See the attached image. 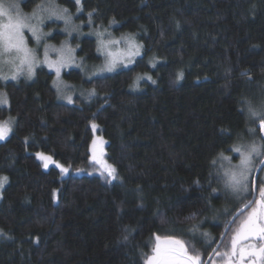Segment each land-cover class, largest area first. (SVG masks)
<instances>
[{
  "label": "trees",
  "instance_id": "obj_1",
  "mask_svg": "<svg viewBox=\"0 0 264 264\" xmlns=\"http://www.w3.org/2000/svg\"><path fill=\"white\" fill-rule=\"evenodd\" d=\"M42 1L23 0L22 7ZM54 1L73 14L81 7ZM81 11L78 20L117 23V34H134L143 53L105 76L65 72L96 91L70 104L59 100L46 68L33 80L1 86L9 105H0V121L15 122L0 141V176L8 177L0 196V229L7 234L0 264H144L154 234L178 236L173 232L222 204L220 154L239 145L250 127L260 139L247 108L264 93V0H82ZM74 42L89 63L102 61L95 38ZM138 75L145 78L133 88ZM96 135L117 180L109 182L91 159ZM40 152L69 171L45 169ZM250 198L209 225L214 241L197 250L204 258Z\"/></svg>",
  "mask_w": 264,
  "mask_h": 264
},
{
  "label": "snow or ice",
  "instance_id": "obj_2",
  "mask_svg": "<svg viewBox=\"0 0 264 264\" xmlns=\"http://www.w3.org/2000/svg\"><path fill=\"white\" fill-rule=\"evenodd\" d=\"M77 5H80L82 10V0H75ZM39 7V6H38ZM67 12V9H63L62 12L57 13L55 10L50 11V17L56 16L58 19H63L66 24L65 31H69L67 25L71 24V17L64 16L63 13ZM91 17V13L88 14ZM35 19L37 23H43V18L38 16L37 13H33L32 16L24 15L19 5L14 0H9L6 4L0 0V56L9 55L11 59L5 61L10 63L14 69L11 79L15 80L22 73L25 72L28 78H31L35 73V64L45 63L51 69H54L56 80L53 81L56 85L57 90H62L63 81L60 80L61 70L69 64L74 63L73 52L74 49L65 46L63 49H55L59 52L58 60H51L48 58L47 48L44 53V60L38 61L34 55L32 49L27 46V38L24 35L25 29L30 31L35 37L36 41L39 42L41 35L38 34L39 29L36 24L32 21ZM73 31L78 30V26H73ZM99 36H103V33H98ZM124 40L127 43V48L119 53L108 51L105 46V41L100 40L101 48L105 50L106 55L111 57L103 68L99 71H114L117 63L131 64L134 62V58L142 55V45L135 43L131 37H125ZM111 44H119V40L108 41ZM125 64V66H126ZM155 65L153 64V67ZM246 74V73H245ZM143 76H137V86ZM183 78V73L179 76ZM3 79L7 80V75L3 76ZM147 79L151 80V76ZM155 83V81H152ZM66 87V86H64ZM96 94L95 89H92L89 96ZM65 99L69 103L73 102L71 95H65ZM0 105L8 106L9 100L7 93H0ZM250 118H253L258 123L259 138L264 141V107L257 109L251 104L247 108ZM14 118L9 117L7 120L0 121V141L7 140L8 137L14 132ZM97 126L92 125L93 130ZM105 142L101 139L99 141L93 140L91 145V159L94 164L99 165L100 174L109 178V182L117 180V169L107 163L103 159L102 145ZM232 150L239 155V163L232 166V157L224 156L223 153L217 159L227 160L229 167H225L221 163V168L224 169L222 175L224 177L225 186L230 188L235 193L247 192L249 195L255 192L257 198L252 201H248L244 204V209H248L246 214L241 211V215L244 218L240 221L239 225L233 231L229 244L225 247L224 251H217L215 255L218 257V261H213L212 257H209L210 264H264V183L258 185L253 189V181H251V175L255 170L256 164L264 165V143H256L253 141L247 145H233ZM43 161V167L47 169L49 162H53L51 156H46L43 153L37 154ZM217 160H213L212 164H216ZM62 173H67L69 169L63 165H57ZM264 171V167L260 169ZM82 171V170H81ZM8 182L7 176H0V189L3 188L4 184ZM53 197H57V193L53 192ZM237 217H234L235 221ZM198 230L197 226H194L191 231L195 232ZM203 236L207 237V233H202ZM0 236L6 237L7 234L0 229ZM127 239V237H125ZM202 255L193 250L189 251L188 246L185 242L173 235L154 234V243L151 254H145L144 264H202Z\"/></svg>",
  "mask_w": 264,
  "mask_h": 264
},
{
  "label": "rangeland",
  "instance_id": "obj_3",
  "mask_svg": "<svg viewBox=\"0 0 264 264\" xmlns=\"http://www.w3.org/2000/svg\"><path fill=\"white\" fill-rule=\"evenodd\" d=\"M2 2L7 4L9 0H2ZM14 2L19 5V9L24 15L32 16V14L35 12L37 13L38 16L43 18V23L38 24L35 19H33L32 21V23L36 24L39 29L38 34L41 35V39L39 42L36 41L35 37L32 35L30 31H28L27 29H25L24 31V35L27 38V46L33 50L34 55L38 61L42 62L44 60V53H45L46 48L48 51V58L51 60L59 59V52L55 51V49H63L65 48L66 45L67 47L74 49V52L72 54L74 57V63L69 64L66 67H63L61 70L60 80L63 81L62 90L58 91L56 85H54L53 83V86L57 92L59 100L63 102L69 103L68 100L64 98L65 95H71L73 98V102L77 97H86V99H90V97H92V96H89V93L91 92L92 88L91 89L85 88L84 86L80 85L79 83L75 81L66 79L64 76L65 72L72 70V69L80 70L83 73L85 78L91 79L94 77H100V76L113 74L121 69H127L134 64V62L136 61L138 57L141 56L140 55V56L135 57L134 62L131 64H126V61L123 64L118 62L114 71L101 72L99 70L104 67L106 62L109 59H111V57L107 56L105 50L102 48L100 51H98V53L102 56V61L97 64H91L88 62V60H86L85 57L80 56L78 54L79 45L75 44L74 40L75 39L80 40L84 37H93L97 41V48H101L100 40L103 39L105 41V46L108 51L119 53L127 48V43L124 40L125 37H131L134 39L136 44L142 45L134 34H131V33L117 34L115 32V27L117 26V23H112L108 27H101V26H95L91 18L87 20H78L77 15L82 13L81 10H79L76 14H73L69 12L68 10L67 12L63 13L64 16L71 17V24L67 25V27L69 28V31H65L66 24L63 19H58L56 16L50 17L51 10H55L57 13H60L62 12L63 9H65L64 7L56 3V1L43 0L37 6H35L32 10H25L22 7L23 0H14ZM73 26H78V30L76 31L71 30ZM60 33L63 34V38L59 42L54 41L53 38L57 34H60ZM98 33H103V36L102 37L99 36ZM112 40H119L120 43L119 44L108 43V41H112ZM141 52L143 53V47L141 49ZM9 59H11V57L7 54L4 56H0V93H6V91L1 86L4 85L8 81H16L22 78L26 80H33L35 78L36 71L39 68H46L48 71L52 72L54 74L53 81L57 79L54 69L49 68L47 64L45 63H39V64L34 65L35 73L31 78H28L26 74V66H25V72H22L17 77V79L13 80L11 79V76H12L14 69L10 63L5 62ZM4 75H7L9 79L7 80L3 79ZM138 76H141V75H138ZM136 85H137V81L134 84L133 88H136ZM251 105L257 109L264 107V93H262L261 96L257 97L256 104L252 103ZM251 120L253 121L255 119L251 118ZM255 134H256L255 128L253 129V127H250V129H247L246 133H244V136L241 138L239 145L241 144L247 145V144L252 143L253 141H255L258 144L262 143L260 139L256 138ZM101 139L102 138L100 136L96 135L93 140L99 141ZM43 154L46 156H49L45 153ZM224 156L232 157V161H231L232 166L239 163V155L235 153L233 150H231L230 153L225 154ZM103 159H104V153H103ZM53 161L55 163L50 161L49 165H52V164L59 165V163L55 161L54 159ZM221 163H223L225 167H229L230 165L227 160H221V159L218 160V166H219L218 169L220 172V175H219L220 179L218 180H219V186L221 189L222 196H224L222 204L219 207L215 208L214 212H212L210 215H205L199 223L194 225L198 227L197 231L195 232L191 231V229L194 227L192 226V227L179 228L177 229V231L173 232V233L178 234V236H175V237L184 241L186 246H188V248L191 246V248L196 249V251L200 249L199 247H201V245L209 246L214 241V236L209 230V225H211L212 223L221 221L223 218L231 214L239 205H241L250 196L247 192L239 193V194L235 193L230 188L225 186L224 177L222 175L224 169L221 168ZM258 165L259 164L255 165V170L253 171L251 175V181L253 180V176H254V173ZM260 181H261L260 184L264 183V171L261 172ZM0 196H1V189H0ZM243 218L244 216L242 215L236 227L239 225L240 221ZM202 233H207L208 236L205 237L202 235ZM2 238H4V236H0V239ZM226 246L227 245L224 246V249ZM224 249L221 250V252L224 251ZM202 258H203L202 264H204L207 257L204 258L202 256ZM212 260L218 261V257L215 255L212 258Z\"/></svg>",
  "mask_w": 264,
  "mask_h": 264
},
{
  "label": "water",
  "instance_id": "obj_4",
  "mask_svg": "<svg viewBox=\"0 0 264 264\" xmlns=\"http://www.w3.org/2000/svg\"><path fill=\"white\" fill-rule=\"evenodd\" d=\"M262 167H264V165H261V164H259L258 165V167H257V169H256V171H255V173H254V176H253V189H255V187L256 186H258V182H259V177H260V174H261V168ZM257 198V196H256V194H255V192L253 191V194H252V196H251V199L249 200V201H252V200H255ZM244 211V212H246L248 209H244V205L241 207V208H239L235 213H234V215L230 218V220L228 221V223H227V225H226V227H225V229H224V231L222 232V234H221V236H220V238H219V240H218V242H217V244L214 246V248L212 249V251L210 252V254L208 255V257L206 258V260H205V262H204V264H210V261H209V257H214L215 256V253L219 250V248L221 247V245H222V243H223V241H224V239H225V237H226V235H227V233L229 232V230H230V228H231V226L233 225V223L235 222L234 220H233V218L234 217H239L240 215H241V211ZM236 220V219H235Z\"/></svg>",
  "mask_w": 264,
  "mask_h": 264
},
{
  "label": "flooded vegetation",
  "instance_id": "obj_5",
  "mask_svg": "<svg viewBox=\"0 0 264 264\" xmlns=\"http://www.w3.org/2000/svg\"><path fill=\"white\" fill-rule=\"evenodd\" d=\"M251 196H252V195H251ZM250 199H251V198H250ZM250 199H249V200H250ZM249 200H248V201H249ZM248 201H247V202H248ZM247 202H246V203H247ZM246 212H247V211H246ZM246 212H244V213H246ZM240 216H241V215H240ZM240 216H239V217H240ZM239 217H238V218H239ZM235 221H236V220H235ZM219 249H220V248H219Z\"/></svg>",
  "mask_w": 264,
  "mask_h": 264
}]
</instances>
